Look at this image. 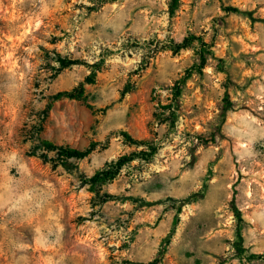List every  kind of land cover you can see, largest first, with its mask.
<instances>
[{
	"label": "rangeland",
	"instance_id": "374dc122",
	"mask_svg": "<svg viewBox=\"0 0 264 264\" xmlns=\"http://www.w3.org/2000/svg\"><path fill=\"white\" fill-rule=\"evenodd\" d=\"M188 35L200 40L172 53ZM57 53L78 62L58 71ZM91 75L84 99L52 98ZM121 131L155 154L82 184L144 149ZM41 140L95 146L67 168ZM159 251L161 264H264V0H179L172 15L167 0H0V264Z\"/></svg>",
	"mask_w": 264,
	"mask_h": 264
},
{
	"label": "trees",
	"instance_id": "16d2710c",
	"mask_svg": "<svg viewBox=\"0 0 264 264\" xmlns=\"http://www.w3.org/2000/svg\"><path fill=\"white\" fill-rule=\"evenodd\" d=\"M167 2H168V13L169 15H172L179 6V0H167ZM224 8L225 10H228V11L239 12V9H237L236 7L226 6ZM196 39L200 40V38L195 35H188V36L183 37L182 40L179 42L171 41L169 43V49L172 51V53H177L181 49H184L190 46V44ZM199 58H200V63H199V66H197V68H201L205 64L206 55L204 51L201 50V52L199 53ZM54 61L57 63L56 70L58 71L65 69L71 66L72 64H75L78 62L76 59H68V58L62 57L59 53L56 54ZM93 80H94L93 75L86 76L83 81L79 82L76 86L72 87L71 89L57 91L56 93L52 95V98L54 100H58L61 98L84 99L85 98L84 83H91L93 82ZM224 101H225V104L223 105V110L226 111L230 108L231 103L227 98H225ZM120 133L126 141H128L129 143L133 145L144 146V149L131 152L129 154L120 155L110 165L96 170L92 175L88 177H83V179H81L82 184L88 185L90 188L94 189L95 186L104 184L114 179L120 172L121 168L126 163L132 161L135 158L149 159L155 154L157 150V146L150 143L148 140L133 138L126 131H121ZM40 144L44 150L55 151L57 155L56 157L59 159L60 164L67 168L71 166L69 163V159H76V160L83 159L84 157H86L88 154L92 152L95 146L94 144H89L84 149H78V148H73V147H68V146L57 145L48 140H41ZM32 154L35 155L36 153H34L33 151ZM37 156L42 158L43 161H49L45 153H39ZM204 195H205V187H203L201 190H197L189 194L184 199L183 202H187V201L191 202L193 200L201 199L204 197ZM232 210L235 216L239 218L240 211L234 206L232 207ZM238 236L241 238L240 234ZM256 257L263 259L264 255H256ZM125 264H161V253L159 251L150 261H147V262L127 261Z\"/></svg>",
	"mask_w": 264,
	"mask_h": 264
}]
</instances>
